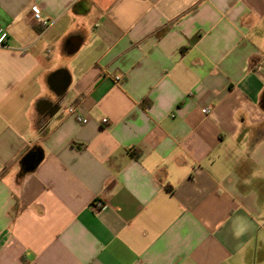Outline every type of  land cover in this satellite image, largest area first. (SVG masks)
Masks as SVG:
<instances>
[{"label": "crops", "instance_id": "obj_1", "mask_svg": "<svg viewBox=\"0 0 264 264\" xmlns=\"http://www.w3.org/2000/svg\"><path fill=\"white\" fill-rule=\"evenodd\" d=\"M0 31V264H264V0H0Z\"/></svg>", "mask_w": 264, "mask_h": 264}, {"label": "built area", "instance_id": "obj_2", "mask_svg": "<svg viewBox=\"0 0 264 264\" xmlns=\"http://www.w3.org/2000/svg\"><path fill=\"white\" fill-rule=\"evenodd\" d=\"M32 14H33L34 20H36L43 28H47L49 26V19L47 17L43 16L42 11L39 7H33L32 8ZM7 39H8V33L5 31H0V47L6 46ZM212 110H213V107H207L203 110V113L206 115H209L212 113ZM69 113L76 115L78 122L81 124H86L88 122L87 118H85L84 116L80 115L77 112V107L75 105H73L69 108ZM103 123L108 124L109 120L107 118H104ZM103 208H105V202L103 200L97 199L93 203V209L94 210L97 211V210H101Z\"/></svg>", "mask_w": 264, "mask_h": 264}, {"label": "water", "instance_id": "obj_3", "mask_svg": "<svg viewBox=\"0 0 264 264\" xmlns=\"http://www.w3.org/2000/svg\"><path fill=\"white\" fill-rule=\"evenodd\" d=\"M24 163L27 169H32L35 167V155L29 154L25 157Z\"/></svg>", "mask_w": 264, "mask_h": 264}, {"label": "clouds", "instance_id": "obj_4", "mask_svg": "<svg viewBox=\"0 0 264 264\" xmlns=\"http://www.w3.org/2000/svg\"><path fill=\"white\" fill-rule=\"evenodd\" d=\"M243 232H244V228H243V227L239 228V229L235 232L236 237H239L240 235H242Z\"/></svg>", "mask_w": 264, "mask_h": 264}]
</instances>
